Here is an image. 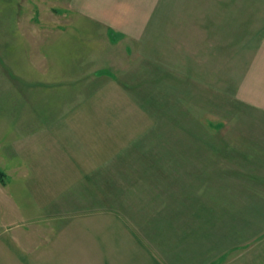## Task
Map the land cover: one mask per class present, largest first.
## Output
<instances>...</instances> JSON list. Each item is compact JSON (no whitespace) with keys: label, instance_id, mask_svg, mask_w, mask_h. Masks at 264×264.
Here are the masks:
<instances>
[{"label":"crops","instance_id":"0c3cea01","mask_svg":"<svg viewBox=\"0 0 264 264\" xmlns=\"http://www.w3.org/2000/svg\"><path fill=\"white\" fill-rule=\"evenodd\" d=\"M2 12L0 264H264V235L247 233L251 173L227 157L188 168L166 154L164 168L140 174L164 178L121 182L139 175L121 161H136L148 117L104 66L90 69L75 33L87 13L67 0ZM235 175L246 176L238 190Z\"/></svg>","mask_w":264,"mask_h":264},{"label":"rangeland","instance_id":"374dc122","mask_svg":"<svg viewBox=\"0 0 264 264\" xmlns=\"http://www.w3.org/2000/svg\"><path fill=\"white\" fill-rule=\"evenodd\" d=\"M8 2L15 0H0V16ZM67 3L88 14L75 33L86 40L90 69L104 66L101 72L128 87L148 117L140 123L136 161H121L139 175L121 182L164 178L140 174L164 168L166 154L189 168L204 167L200 158L217 153L219 167L227 157L228 166L251 173L247 185L246 176L235 175L234 186L247 188L248 235H264V186L257 181L264 176L257 168L264 167V0Z\"/></svg>","mask_w":264,"mask_h":264},{"label":"trees","instance_id":"16d2710c","mask_svg":"<svg viewBox=\"0 0 264 264\" xmlns=\"http://www.w3.org/2000/svg\"><path fill=\"white\" fill-rule=\"evenodd\" d=\"M3 177H4V175H3V173L0 171V181H3Z\"/></svg>","mask_w":264,"mask_h":264}]
</instances>
